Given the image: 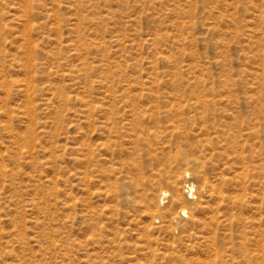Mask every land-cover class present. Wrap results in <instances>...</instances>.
<instances>
[{
    "label": "rangeland",
    "instance_id": "374dc122",
    "mask_svg": "<svg viewBox=\"0 0 264 264\" xmlns=\"http://www.w3.org/2000/svg\"><path fill=\"white\" fill-rule=\"evenodd\" d=\"M0 264H264V0H0Z\"/></svg>",
    "mask_w": 264,
    "mask_h": 264
},
{
    "label": "bare ground",
    "instance_id": "6f19581e",
    "mask_svg": "<svg viewBox=\"0 0 264 264\" xmlns=\"http://www.w3.org/2000/svg\"><path fill=\"white\" fill-rule=\"evenodd\" d=\"M148 125H149V127H147ZM159 127H160V122H159V120L157 121L156 119L146 121V120H144V118H141V119H136V120L131 122V128L134 131V133H135L134 135L137 139L143 138L144 136H149L150 131H151L150 129L159 128ZM172 128L175 129V127H173V126H172ZM150 136H154V134H151ZM192 187H194V186H192ZM192 187L190 189L191 191H192ZM180 201H182V197L180 195H176L175 198L173 199L174 203H179Z\"/></svg>",
    "mask_w": 264,
    "mask_h": 264
}]
</instances>
